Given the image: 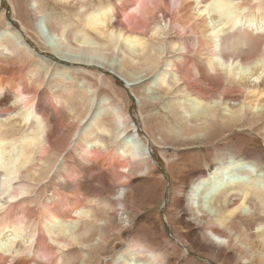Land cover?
Masks as SVG:
<instances>
[{
    "label": "bare ground",
    "instance_id": "1",
    "mask_svg": "<svg viewBox=\"0 0 264 264\" xmlns=\"http://www.w3.org/2000/svg\"><path fill=\"white\" fill-rule=\"evenodd\" d=\"M8 1L12 19L0 12V264H98L110 234L129 226L128 187L155 163L123 100L104 92L102 71L129 89L148 82L140 108L154 105L152 87L185 98L155 127L158 145L246 121L264 135V0H114L93 11L86 0H58L66 12L50 17L52 1ZM65 122L72 131L62 138ZM251 156L192 173L182 198L173 178L184 256L202 257L209 245L232 264H264V168ZM93 179L108 196H81ZM158 233L155 249L126 241L111 264H176Z\"/></svg>",
    "mask_w": 264,
    "mask_h": 264
},
{
    "label": "rangeland",
    "instance_id": "2",
    "mask_svg": "<svg viewBox=\"0 0 264 264\" xmlns=\"http://www.w3.org/2000/svg\"><path fill=\"white\" fill-rule=\"evenodd\" d=\"M30 1L31 0H28L27 4L26 0L25 3L27 4V6H29ZM49 1H52L57 5L56 8L49 7L48 17L52 15V13H50V10H54L55 14L58 12H66L65 10H62L60 8L61 5L58 4V0ZM113 3L115 4L114 0L85 1V4L90 11L97 9L101 5L102 7H107ZM0 12L3 14L4 23L7 22V19H12V10L8 0H0ZM67 18L69 20L72 19V22L76 21L72 16H67ZM34 21L35 20L33 17L29 18V22L31 25L34 24ZM77 24H80V28H82L80 22H77ZM16 27H19L18 24H16ZM27 38L31 47H34L36 50L41 47L37 39H35L36 37L33 31L28 32ZM171 40L175 41L174 36L171 38ZM164 48L168 53L173 51L171 48L168 49L169 47L167 46ZM125 56H129L128 58H130L132 55H128L125 53ZM200 64L203 65L202 62ZM119 68L125 70L126 65L123 67L119 65ZM91 73L97 74L95 71H92ZM100 76L104 80H108V82H110L108 83V86L106 85V87L103 88L104 92L115 100H123L126 112L130 116L131 125L138 130L140 137L143 139V141H145L144 143L148 146L150 152H152L151 160L155 163V171H153L151 174H147L145 177L133 180L132 184L129 185L128 190L130 191L129 194L131 195V197L128 202L126 201L125 208L126 212L130 216L131 221H129V226L127 228L125 227V230L119 228L118 222H113L114 228L117 227L116 229H120L122 230V232L120 231L119 237H116L115 235H113V233L110 234L112 238L109 241V245H111L112 247L106 254H104V256H96V259H99L98 264H111V257L124 245L126 241L130 243L132 242V244L142 245L146 248L155 249L153 243L154 236H156V234H154L155 231H159L158 235L161 236L158 241L159 247L161 249V252H165L164 255L170 259V263L222 264V261L224 260V264H232L233 262L228 261L225 256L222 257V255H219V253L217 252V250L219 249L216 248V250L214 247L209 246L208 244V248L206 249V251L201 253L202 257H197L198 253L195 249H191L188 253H186L185 256L187 257L182 254V250H184L185 247V238L183 234H185L186 231L181 229L178 223L183 218L182 213L178 211V209H175L171 204L170 195L171 190L173 189V178L174 183L176 181L174 186V189H176L175 196L178 198H182L183 192L186 191L187 186L190 184L189 181L193 182V174L203 172V170H205L206 167H209L211 163L219 161L220 159L222 160L228 158V156L234 158L246 157L245 159L247 160L256 161L255 157L251 156L252 154L256 153V155L258 154L257 157L260 158L263 162L260 168H264V135L261 131L262 126L257 125V129V126L251 127L248 121H246L245 123L243 122L237 126H233L232 129L213 127L211 129L212 131L210 130L209 133L207 132L205 134L207 137L204 136L202 138L190 139L186 141L167 140L166 142L164 141L165 144L162 143L158 145L156 144L157 140L155 141V139L157 138L156 135L158 133L155 130V127H159L163 124V117H166L167 113H170L173 109H175V107H177L178 105V102H181V104L185 103V98L180 97L178 94H172L170 96H167L166 98L162 94L161 90H159V87H152L150 88L149 93H151V95L156 99L154 105L147 106V108H140L137 100L139 94H142L148 88V82H142L140 85L138 84L135 87L129 89L126 88L120 80L108 74L107 72L102 71ZM142 77V80L147 78L146 76ZM108 88H110L112 92ZM111 93H113L114 95H110ZM208 97H211V99L215 98L214 95L211 96V94L209 93ZM220 108L222 110H226L229 109V106L226 108L225 105L220 104ZM60 113L61 117H66L65 112L62 111ZM168 120L170 121L171 119L168 118ZM62 128V131H64L61 135L62 138L66 136L64 134L72 131V126H70L68 122L63 123ZM157 139H159V137ZM108 149L109 150L107 153L110 154L112 149L109 144ZM77 150H79L78 147ZM240 154L242 155L240 156ZM71 157H74L75 159L76 156L74 154H71ZM70 165L71 163H69V166ZM185 180L188 182H186ZM97 183L98 182L95 179L91 180L89 184L85 186V189L82 191L81 196H86L85 198H88L92 201H97L99 198L98 195L103 196L100 198H105L106 196H108L106 195V190H102ZM34 214L37 215V210ZM145 217L148 218L145 219ZM149 217H153L152 220ZM144 220H146L147 222H144ZM137 222L140 224H138ZM145 235L149 237L147 238ZM150 239L152 240V242Z\"/></svg>",
    "mask_w": 264,
    "mask_h": 264
}]
</instances>
